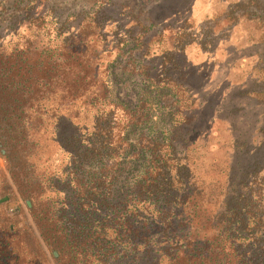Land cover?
Returning <instances> with one entry per match:
<instances>
[{"label":"trees","instance_id":"1","mask_svg":"<svg viewBox=\"0 0 264 264\" xmlns=\"http://www.w3.org/2000/svg\"><path fill=\"white\" fill-rule=\"evenodd\" d=\"M47 16L17 15L0 36V152L38 231L27 217L20 224L18 209L0 208V264H264L262 144L244 151L235 138L234 152L252 153V162L231 166L217 208H180L191 192L180 132L195 105L188 82L145 77L148 106L136 114L115 93L119 56L99 65L112 46H94L82 32L85 19L74 35L41 33L56 22ZM102 19L96 20L101 26ZM101 31L99 41L117 43L122 36ZM191 39H175L172 52L190 47ZM144 66L126 68L141 75ZM49 90L64 93L50 106L49 97L39 96ZM167 95L170 104L164 103ZM163 115L170 116L166 130L157 123L166 122ZM206 119L222 117L217 112ZM137 129L150 135L142 132L135 144ZM45 134L54 136L68 160L51 177L56 195L43 198V174L32 157ZM131 151L129 159L139 161L137 180L122 185L120 177L136 164L125 159ZM99 156V170L87 175L86 164Z\"/></svg>","mask_w":264,"mask_h":264},{"label":"rangeland","instance_id":"2","mask_svg":"<svg viewBox=\"0 0 264 264\" xmlns=\"http://www.w3.org/2000/svg\"><path fill=\"white\" fill-rule=\"evenodd\" d=\"M106 1L0 0V36L8 33L13 17L32 11L46 14L47 20L56 21L41 31L46 33L49 30L53 37L57 33L67 36L78 33L85 19L82 32L87 33L84 35L88 40L104 50L112 46L111 53L104 54L99 65L107 64L119 56L113 71L115 93L130 104L136 114L142 113L148 106L142 86L147 77L153 79L163 75L166 81L179 79L188 82L195 96V105L190 113L187 112L189 118L183 120L180 132L183 131L181 141L187 146L183 151L192 170L189 181L191 192H187L180 208H217L231 166L252 162V153L242 156L238 151L234 152L235 138L238 136L244 151L246 146L258 147L262 144L260 153L264 158V0ZM28 4L33 6L31 11L30 7L27 8ZM225 4L230 7L229 20H225L228 11ZM102 17L103 26L96 21ZM28 30H25L26 33H29ZM101 30L108 31L111 38L122 36L117 39V43L99 41ZM175 39H191L192 46L200 44L207 55L203 56L196 47L195 51L186 48L172 52ZM141 63L145 65L141 75L131 74V69L126 68L127 65L140 66ZM63 94H54L52 90L39 92V96L49 97V106ZM166 97L164 103L170 104L172 101H169L168 95ZM199 103L202 106L200 108ZM74 108L77 110L78 106ZM166 112L163 111V114ZM217 112L226 121L216 119L212 123L206 119ZM163 116L166 122L159 118L157 121L158 126H163L160 130H166L171 125L167 122L170 116ZM150 117L156 120L153 115ZM147 130L137 129L132 136L133 142L139 143L142 132H145V136L150 135ZM40 135L41 144L32 157V163L36 172L43 174L39 175V182L43 185L40 188L43 190L41 196L53 197L56 192L51 177L62 172L68 155L54 136L50 139L48 134ZM132 154L125 159L132 158ZM101 160L99 156L88 161L86 174L90 176V170H99ZM110 160L117 161L115 157ZM129 160L132 163L134 159ZM138 162L136 160L130 171L120 177L119 184L135 185L138 174L135 167ZM263 175L264 172L258 175L260 181ZM261 191L262 204L264 187ZM0 192V201L3 203L0 208H9L10 211L18 209L20 224L27 217L28 223L37 233L27 201L11 178L7 160L1 152ZM59 197L62 198L63 194Z\"/></svg>","mask_w":264,"mask_h":264},{"label":"crops","instance_id":"3","mask_svg":"<svg viewBox=\"0 0 264 264\" xmlns=\"http://www.w3.org/2000/svg\"><path fill=\"white\" fill-rule=\"evenodd\" d=\"M224 6H225V9H227V7H228L227 10L229 11L230 7H229L228 5H226V4H225ZM228 11H227V14H226L225 20H229L230 11H229V12H228ZM231 20H232V19H231ZM231 27H232V25H231ZM193 45H195V44H193ZM200 46H201L200 44L195 45V46H192V45H191L190 47H187V48H189L190 50L193 49V50L195 51L194 48L196 47V48L200 49V51H201V53L203 54V56H206V55H207V52H206V51H203V50H202L203 48L200 47ZM201 48H202V49H201Z\"/></svg>","mask_w":264,"mask_h":264}]
</instances>
